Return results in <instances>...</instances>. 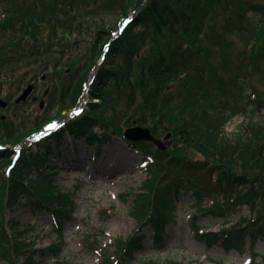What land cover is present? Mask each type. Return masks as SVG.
<instances>
[{"label":"trees","instance_id":"1","mask_svg":"<svg viewBox=\"0 0 264 264\" xmlns=\"http://www.w3.org/2000/svg\"><path fill=\"white\" fill-rule=\"evenodd\" d=\"M100 12H117L119 19L132 14V22L112 41L109 35L94 56L98 58L103 45L111 41L108 60L98 65L95 58L78 76L85 64L75 67L71 54L65 53V31L72 33V26L80 30L79 17L93 18ZM97 28L96 43L103 25ZM233 38L242 45L238 52ZM95 47L94 43L92 50ZM19 49L29 54H16ZM14 57L15 63L47 59L54 68L68 71L65 86L75 81L68 108L80 103L85 75L96 67L88 109L69 125L73 131H89L95 124L105 130L111 125L122 136V130L107 118L120 102L124 110L138 113L137 123L153 134L171 132L173 144L166 151L151 143H131L151 161L147 180L133 195L131 215L140 226L152 228L155 249L162 246L164 223L172 217L175 201L182 192H191L202 215L226 219L241 206L256 215L220 234L199 235L211 246L221 244L238 252L245 251L248 240L255 264L254 247L264 240V121L251 119L231 135L225 125L235 116H246L249 108L253 113L264 110V91L249 78L264 66V0H0V70L12 65ZM61 65L65 69L58 68ZM235 65L237 69L227 77L225 71ZM260 82L264 83V69ZM188 147L202 160L188 161ZM0 157L9 162V154ZM37 158L38 154L32 155L35 163ZM30 160L31 155H24L0 185V259L7 264H44L38 258L49 251L55 259L51 264H61L57 260L60 234L74 207L64 195H59L58 204L41 199L42 194L49 197L55 192L54 181H28ZM205 198L212 199V207H204ZM19 205L31 210L53 207L58 241L42 250L26 242L22 237L30 229L4 214ZM192 228L201 229L195 222ZM115 245L120 264H185L136 258L145 250L141 235Z\"/></svg>","mask_w":264,"mask_h":264},{"label":"rangeland","instance_id":"2","mask_svg":"<svg viewBox=\"0 0 264 264\" xmlns=\"http://www.w3.org/2000/svg\"><path fill=\"white\" fill-rule=\"evenodd\" d=\"M119 18L120 14L117 12L111 14L100 12L93 18L83 16L78 18V21L82 23L80 30L72 26V33L65 31L67 33L64 42L65 53L71 54V58L76 63L75 67L81 68L85 64L78 72V76L90 66L100 46L109 38V35L112 33L113 38L117 36L114 32L121 22ZM98 25H103V28L100 39L96 43ZM233 40L235 52H238L242 49V45L238 38ZM94 43L96 47L92 50ZM106 45L108 46V43ZM24 51L19 49L16 54H29L26 50ZM101 60L102 58L98 60V63ZM107 60L105 57V62ZM235 60L236 63L239 62L236 58ZM13 61L12 65L0 70V100L6 103L5 107L0 106V144L6 146L9 154H13L11 157L13 159L21 154L32 156L38 151V162L30 160L31 165L37 168L28 170V181L34 182L38 178L47 179L49 183L54 181L53 195L46 197L42 194L44 198L41 197L48 205L58 204L59 195L68 196L72 201L74 210L64 223L60 234L62 245L57 260L61 264H120V254L114 251L115 243L125 241L137 233L145 236L146 249L135 255L140 260H154L160 263L175 261L185 264H246L251 261L252 251L249 250L248 242L244 252L228 251L220 244L209 245L207 240L199 238V234L230 230L243 220L244 222L254 220L256 215L250 213L247 207L241 206L232 210L231 216L224 220L225 222L200 213L194 220L195 197L191 192L182 193L178 201L174 203L175 210L165 226L162 246L160 249L153 248L151 229L140 226L138 220L131 215L133 195L141 191L150 169L149 159L144 155L143 150L131 149V143L137 141L146 143L142 140V134H128L127 137L130 140H126L113 133V127L107 125L106 131L97 134L98 130H94L80 143H70L63 139L55 146L46 138L51 134L49 130L37 135L35 132L44 123H50L49 127L56 128L55 131L65 130L68 128L67 124L70 125L77 119L79 113L67 107L71 87L75 81L66 87V75L69 72L54 68L52 62L47 63V59L40 58L35 61L34 58H25L15 63L17 57H14ZM241 63L243 65L242 61ZM236 67L238 66H230L224 74L229 77L232 70L237 69ZM58 68L65 69L63 65ZM95 69L96 67L86 73V83L94 75ZM263 69L264 66H261L259 72L253 73L252 78H249L254 87L264 91V83L260 82ZM32 83L35 88L27 100L16 104L15 100L26 86ZM176 85L172 84L170 87L173 89ZM88 97V92H83L80 96L79 105L85 111L88 108L85 105L89 102ZM119 97L120 95H116L114 99L118 100ZM40 101H43L42 108L39 105ZM107 118L115 122L125 134L136 127L149 129L137 123L138 113L135 116L131 111L124 110L120 102L116 103L112 113L107 114ZM251 119L263 122L264 111L253 113L252 108H249L246 116L239 115L231 119L226 124L225 131L231 135V128L245 125ZM167 133L157 130L154 134L155 139L162 141L165 147L173 144L169 140L164 141ZM73 135L75 138L78 137L76 132ZM97 137L100 138L97 139ZM185 157L190 162L202 160L201 156L189 147L185 150ZM106 165L109 167L106 168ZM38 169L44 170L39 172ZM239 172L243 171L240 169ZM8 176V165L0 158V185ZM28 181L26 180L27 183ZM162 182L165 184L169 180ZM32 199L33 201L37 199L34 194ZM204 202L205 207L212 206L211 198H205ZM30 208L19 205L4 214L7 213L8 219H14L28 226L29 232L22 237L26 239V242L30 241L37 249H45L59 239L54 230L56 225L52 215L53 207L44 205L40 210ZM194 222L202 229L194 230L192 228ZM254 251L258 253L255 264H264V240L256 243ZM52 257L51 252L44 251L38 259L44 264H50L53 261ZM0 264L6 263L0 260Z\"/></svg>","mask_w":264,"mask_h":264},{"label":"water","instance_id":"3","mask_svg":"<svg viewBox=\"0 0 264 264\" xmlns=\"http://www.w3.org/2000/svg\"><path fill=\"white\" fill-rule=\"evenodd\" d=\"M32 88H33V85L28 86L26 90L23 92V94L17 99L16 102L19 103L21 101H24L27 95L31 92ZM2 105L4 106L5 104L2 103ZM40 106H42V103L40 104ZM131 133H140L142 134V139L149 140L155 143L159 148L163 149L162 142L158 139H155L147 129H141V128L130 129L127 132V135ZM169 137H170V134H167L164 139L167 140Z\"/></svg>","mask_w":264,"mask_h":264},{"label":"clouds","instance_id":"4","mask_svg":"<svg viewBox=\"0 0 264 264\" xmlns=\"http://www.w3.org/2000/svg\"><path fill=\"white\" fill-rule=\"evenodd\" d=\"M230 132L238 133L239 132V128L233 127V128L230 129Z\"/></svg>","mask_w":264,"mask_h":264},{"label":"snow or ice","instance_id":"5","mask_svg":"<svg viewBox=\"0 0 264 264\" xmlns=\"http://www.w3.org/2000/svg\"><path fill=\"white\" fill-rule=\"evenodd\" d=\"M246 264H250V262H246Z\"/></svg>","mask_w":264,"mask_h":264},{"label":"bare ground","instance_id":"6","mask_svg":"<svg viewBox=\"0 0 264 264\" xmlns=\"http://www.w3.org/2000/svg\"><path fill=\"white\" fill-rule=\"evenodd\" d=\"M119 172V171H118Z\"/></svg>","mask_w":264,"mask_h":264}]
</instances>
